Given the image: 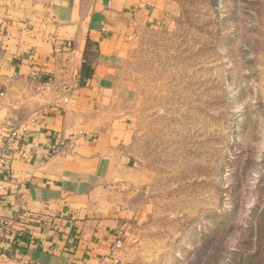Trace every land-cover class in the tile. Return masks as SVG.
I'll return each instance as SVG.
<instances>
[{
  "label": "crops",
  "instance_id": "1",
  "mask_svg": "<svg viewBox=\"0 0 264 264\" xmlns=\"http://www.w3.org/2000/svg\"><path fill=\"white\" fill-rule=\"evenodd\" d=\"M177 11L173 0H0V218L11 222L0 264H105L131 240L146 178L125 151V63Z\"/></svg>",
  "mask_w": 264,
  "mask_h": 264
},
{
  "label": "rangeland",
  "instance_id": "2",
  "mask_svg": "<svg viewBox=\"0 0 264 264\" xmlns=\"http://www.w3.org/2000/svg\"><path fill=\"white\" fill-rule=\"evenodd\" d=\"M138 40L132 238L108 264H264V0H173Z\"/></svg>",
  "mask_w": 264,
  "mask_h": 264
},
{
  "label": "built area",
  "instance_id": "3",
  "mask_svg": "<svg viewBox=\"0 0 264 264\" xmlns=\"http://www.w3.org/2000/svg\"><path fill=\"white\" fill-rule=\"evenodd\" d=\"M32 75L37 77L36 73H32ZM49 82H50L49 80L45 81L46 84H48ZM26 129H27L26 127H21V132H25ZM13 133L7 139L14 138L15 137V133L14 134ZM61 148H62V143L52 144L51 147H50L51 155L57 154L60 151ZM8 161H9V155L7 153V148H6V146H3L2 148H0V169H2L4 166H6ZM1 189H2V185H1V179H0V190ZM10 225H11V222L9 220L0 218V226L2 228L8 227ZM121 248H122V244L120 242H117L115 244V249L118 250V249H121ZM108 263H109V261H108ZM108 263H105V264H108Z\"/></svg>",
  "mask_w": 264,
  "mask_h": 264
}]
</instances>
